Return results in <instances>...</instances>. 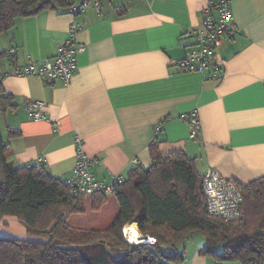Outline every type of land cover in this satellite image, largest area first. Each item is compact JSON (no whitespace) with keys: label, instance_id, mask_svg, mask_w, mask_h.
<instances>
[{"label":"crops","instance_id":"obj_1","mask_svg":"<svg viewBox=\"0 0 264 264\" xmlns=\"http://www.w3.org/2000/svg\"><path fill=\"white\" fill-rule=\"evenodd\" d=\"M207 5L208 0H102L99 12L49 9L18 18L0 35V84L3 95L13 98L0 112L8 161L41 165L65 179L81 138L85 151L101 159L99 176L108 180L109 171L128 176L132 168L149 167L156 140L161 152L181 151L193 159L201 174L213 168L244 185L263 177L264 0H231L236 33L218 50V78L212 71H185L173 61L190 47L189 31L201 26ZM74 23L85 50L68 85L11 72V47H17L14 59L21 65L54 56ZM30 100L46 102L45 119L29 114ZM195 109L202 128L191 138L186 116ZM7 128L18 133L10 138ZM112 199L113 222L120 206ZM0 237L32 238L16 216L0 217ZM186 240L176 246L185 256L176 264H241L201 254L204 235L191 244Z\"/></svg>","mask_w":264,"mask_h":264},{"label":"trees","instance_id":"obj_2","mask_svg":"<svg viewBox=\"0 0 264 264\" xmlns=\"http://www.w3.org/2000/svg\"><path fill=\"white\" fill-rule=\"evenodd\" d=\"M77 2L0 0V35L12 29L18 18L49 9L70 13L71 4ZM189 35L190 47L199 49L195 35ZM219 48L212 53L213 61ZM4 55L0 52V58ZM4 93L0 84L3 114L13 99ZM7 130L10 138L18 133ZM9 151L0 127V217L16 216L32 238L0 237V264H176L185 257L176 246L195 231L206 238L201 254L220 262L264 264V176L246 185L236 180L244 197V216L225 221L209 213L203 192L205 173L196 170L194 160L181 151L163 153L153 143V163L124 175L114 195L120 210L113 222L105 229L85 230L69 220L85 214L86 196L72 194L65 179L51 176L41 165L14 166L7 159ZM92 196V210L99 211L109 195ZM131 222H137L141 233L156 238L155 242L128 243L123 229ZM219 246L221 252L216 250Z\"/></svg>","mask_w":264,"mask_h":264},{"label":"built area","instance_id":"obj_3","mask_svg":"<svg viewBox=\"0 0 264 264\" xmlns=\"http://www.w3.org/2000/svg\"><path fill=\"white\" fill-rule=\"evenodd\" d=\"M101 8L102 0H79L71 4L70 13L79 15L88 9H95L99 12ZM79 31L80 27L74 23L70 28L68 38L59 45L56 55L42 59L31 58L23 65L13 63L11 72L16 76H35L42 80L62 82L68 85L78 67V54L85 50V46L77 38ZM235 32L231 0H208V5L202 14V25L189 32L195 35L194 45L196 43L199 49L189 47L181 59L173 61L185 71L200 73L212 71L213 78H218L222 67L217 58L213 61L212 53L231 39ZM9 54L11 60L15 61L14 58L18 57L17 48H10ZM45 104L46 102L42 100H30L26 105V110L36 120L45 119L46 115L41 111ZM186 120L190 128V137L196 138L202 128L198 110L190 111ZM160 130L161 126L157 127L156 133ZM155 142L156 140L153 141ZM100 165H102L101 159L90 156L84 149L83 140L77 138L75 163L70 174L65 178L70 192L83 196H92L97 193L115 195L124 182V175L113 174L109 171V179L105 180L99 176V172L94 171ZM203 192L210 214L225 221L244 216L241 210L244 197L235 179L228 178L218 170L210 168L204 174ZM124 236L128 243H132L125 232Z\"/></svg>","mask_w":264,"mask_h":264},{"label":"rangeland","instance_id":"obj_4","mask_svg":"<svg viewBox=\"0 0 264 264\" xmlns=\"http://www.w3.org/2000/svg\"><path fill=\"white\" fill-rule=\"evenodd\" d=\"M94 171L98 172V169H94ZM112 196L114 195L107 196L108 198H107L106 204L99 211L92 210L93 196L92 197L86 196L85 197V207H86L85 214H78V215L71 216L69 220L70 224L74 227L82 228L85 230H88L89 228L90 229L91 228H100V229L107 228L112 223V200L114 199V198L112 199ZM137 227L139 229L138 223H137ZM194 235H195V238L200 239V237L203 234L200 231H195L192 235L189 236V239L186 240L185 244L193 243L195 239ZM124 239H125V236H124Z\"/></svg>","mask_w":264,"mask_h":264},{"label":"bare ground","instance_id":"obj_5","mask_svg":"<svg viewBox=\"0 0 264 264\" xmlns=\"http://www.w3.org/2000/svg\"><path fill=\"white\" fill-rule=\"evenodd\" d=\"M124 231L133 242H155V238L152 236H142L135 222L128 223Z\"/></svg>","mask_w":264,"mask_h":264},{"label":"clouds","instance_id":"obj_6","mask_svg":"<svg viewBox=\"0 0 264 264\" xmlns=\"http://www.w3.org/2000/svg\"><path fill=\"white\" fill-rule=\"evenodd\" d=\"M124 228H125V227H124ZM123 233H124V229H123ZM155 239H156V238H155ZM132 243H135V242L132 241ZM135 244H138V243H135ZM151 244H155V243H151Z\"/></svg>","mask_w":264,"mask_h":264},{"label":"water","instance_id":"obj_7","mask_svg":"<svg viewBox=\"0 0 264 264\" xmlns=\"http://www.w3.org/2000/svg\"><path fill=\"white\" fill-rule=\"evenodd\" d=\"M142 236L148 237L149 235H142Z\"/></svg>","mask_w":264,"mask_h":264}]
</instances>
